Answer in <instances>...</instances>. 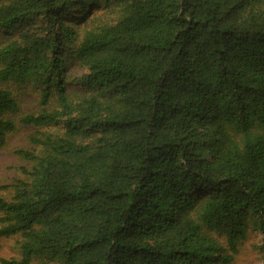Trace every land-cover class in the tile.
<instances>
[{
  "label": "trees",
  "instance_id": "trees-1",
  "mask_svg": "<svg viewBox=\"0 0 264 264\" xmlns=\"http://www.w3.org/2000/svg\"><path fill=\"white\" fill-rule=\"evenodd\" d=\"M40 23V24H39ZM0 264H232L264 248V0H0ZM74 69L81 70L79 75ZM40 89L37 112L11 83Z\"/></svg>",
  "mask_w": 264,
  "mask_h": 264
},
{
  "label": "rangeland",
  "instance_id": "rangeland-1",
  "mask_svg": "<svg viewBox=\"0 0 264 264\" xmlns=\"http://www.w3.org/2000/svg\"><path fill=\"white\" fill-rule=\"evenodd\" d=\"M29 26L31 24H24L11 35L0 32V41L18 36L20 32L27 30ZM81 72V70L74 69L75 75H79ZM2 87L10 90L14 98L19 102L20 110L13 116L15 120H18L21 116L37 112L40 109L38 105L41 91L35 83L28 82L23 85L11 83ZM36 131L37 129L34 128L19 127L16 132L8 135L5 142L0 145V197L9 199L13 193L11 186L16 180L24 178L21 170L26 168L27 164L17 157L15 152L21 149H31L32 145L29 139L36 134ZM1 217L2 214H0ZM262 242V236L258 231H250L247 239L239 246V253L232 264H264ZM18 243V237L2 239L0 243V262L3 259H21ZM33 264H40V262L34 261Z\"/></svg>",
  "mask_w": 264,
  "mask_h": 264
}]
</instances>
